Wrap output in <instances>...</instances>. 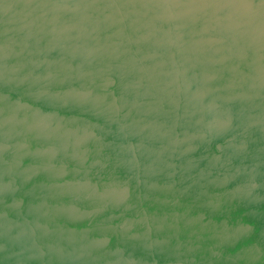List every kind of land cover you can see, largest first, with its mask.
<instances>
[{"label":"water","instance_id":"obj_1","mask_svg":"<svg viewBox=\"0 0 264 264\" xmlns=\"http://www.w3.org/2000/svg\"><path fill=\"white\" fill-rule=\"evenodd\" d=\"M47 179L66 204L19 200ZM36 240L43 264H264V0H0V264Z\"/></svg>","mask_w":264,"mask_h":264},{"label":"flooded vegetation","instance_id":"obj_2","mask_svg":"<svg viewBox=\"0 0 264 264\" xmlns=\"http://www.w3.org/2000/svg\"><path fill=\"white\" fill-rule=\"evenodd\" d=\"M37 151H39V150H37ZM35 149L33 150V152L34 153H36L37 152ZM15 166V165H14ZM7 167V166H6ZM5 166H2V170H4L5 168H6ZM16 167V166H15ZM16 169L17 170H19V171H23V169L25 170V171H27L26 170V167L25 166H23V165H21V166H17L16 167ZM49 169V167H43V170L41 171V172H46L47 170ZM24 172V171H23ZM43 172V173H44ZM36 173H39L38 172V170L36 171ZM36 173H35V175H36ZM32 177H34V176H32ZM36 179V178H35ZM61 179V178H60ZM48 180V185H43V186H41V185H39L38 184V182H36L35 181V183H34V185H35V187L36 188H38V190H42V192L43 193H51V195L50 196H48V197H41V198H39V197H33V198H26V197H20V199L19 200H22L23 201V204L25 203V204H33L34 202H38V203H40V204H45V205H43V207H45V206H47V205H51V204H54V206H55V204H66V202L64 201V197L62 196V199L63 200H61V195H60V197L58 198V199H56V197H55V195H54V193L52 194V192H54V191H52V187H53V185H55V182L57 181L56 179H47ZM45 181V180H44ZM43 182V181H42ZM38 184V185H37ZM56 184H59L63 189H65L66 190V188H69V186L70 185H68V182H65V181H59V182H56ZM32 186H33V182H32V184H31ZM59 190H60V192L61 193H63V191L64 190H62L61 188H59ZM37 194V193H36ZM42 194V193H41ZM25 201V202H24ZM74 202H75V200H74ZM116 204V203H115ZM117 205V204H116ZM32 206V205H31ZM29 206H22L21 204H19V206H18V208L20 209V213H22V215L21 216H23V215H26V216H32V217H36V218H38V216L39 215H44V213H41V214H37V213H30L28 210H27V208H28ZM46 214V213H45ZM46 215H49L47 218H50V217H55V216H57V215H54V214H46ZM81 220H83L82 218H81ZM14 235L15 236H17L21 241H23V240H25V239H27L26 237H30L31 235H35V236H40L41 234H40V231L38 230V231H26L25 229L24 230H22L21 232H17L16 234L14 233ZM25 237V238H24ZM24 238V239H23ZM37 240L35 241V242H33L32 244H22L20 247L24 250V251H29V252H33L34 251V253L36 254V255H33V259H30L31 258V253H29V254H27V257H28V260L27 261H23V262H21V264H43V261H42V259H40L41 257L42 258H44V255L46 254V253H48V255L49 254H53V253H56V251L55 252H52V250L53 249H58V247H56L55 245H48V246H41V245H37ZM36 247V248H35ZM63 247H65V250L67 251V252H71V246H69V245H64ZM62 247V248H63ZM69 250V251H68ZM79 250V249H78ZM89 250V246H87V245H83L82 246V249H81V253L82 252H87ZM27 257L25 256V258L27 259ZM52 264H53V261L51 262ZM54 264H73V263H71V262H66V261H63V262H61V260H59V261H55V263ZM112 264H117V263H112Z\"/></svg>","mask_w":264,"mask_h":264}]
</instances>
